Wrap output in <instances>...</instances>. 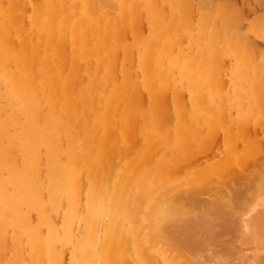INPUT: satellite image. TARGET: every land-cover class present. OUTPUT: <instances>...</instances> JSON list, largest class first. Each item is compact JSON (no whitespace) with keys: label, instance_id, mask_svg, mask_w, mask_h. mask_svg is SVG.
I'll use <instances>...</instances> for the list:
<instances>
[{"label":"bare ground","instance_id":"1","mask_svg":"<svg viewBox=\"0 0 264 264\" xmlns=\"http://www.w3.org/2000/svg\"><path fill=\"white\" fill-rule=\"evenodd\" d=\"M233 6L0 0V264L25 263L26 251L28 264H264V161L237 168L233 183L215 171L212 185L206 171L173 172L209 147L214 130L228 137L229 124L264 119V46L254 43L264 21L255 16L246 30ZM183 92L190 111L178 109ZM140 135L147 147L120 170L136 142L129 137ZM52 212L68 226L53 225Z\"/></svg>","mask_w":264,"mask_h":264},{"label":"rangeland","instance_id":"2","mask_svg":"<svg viewBox=\"0 0 264 264\" xmlns=\"http://www.w3.org/2000/svg\"><path fill=\"white\" fill-rule=\"evenodd\" d=\"M223 3L225 4V3H227V4H229L230 6H232V5H235V6H233L234 8H236L237 9V7H238V9L237 10H239L240 11V21L242 22V26H243V28L244 29H246V30H248V24H250V23H253V20L255 21V16H256V18H257V16L259 17V18H257V20L259 19H261V21H264V0H223ZM242 12V13H241ZM204 18H206V17H204ZM207 19V18H206ZM253 19V20H252ZM258 20V21H259ZM263 41V42H262ZM256 42V45L257 46H261V47H263L264 46V40L262 39V38H257V39H255V41H254V43ZM262 49V48H261ZM260 49V50H261ZM121 60V61H120ZM120 61V62H119ZM118 65H117V68H118V71H119V69H120V67H121V65H122V62H123V59H122V56L118 59ZM227 62V61H226ZM120 64V65H119ZM231 64V61H228V63H225V66H224V68H223V71L221 72V77L223 76V78H224V76H231V74H232V72L235 70V64L232 62V64ZM228 65H230V66H228ZM227 66H228V68L230 67V68H232V69H229V70H227ZM227 71H230V72H227V73H230L229 75H227V74H225ZM230 76L228 77V80H227V78L225 79L224 78V80H227V81H229V78H230ZM224 80H220L221 81V84H223L222 86H227L228 84H226L227 83V81H224ZM140 92H142L141 94H143V95H141V94H139ZM185 92H183L180 96H179V98H180V100L179 101H182L183 103H184V101L187 103V105H186V103L185 104H181V102H180V106H179V108H178V106H176V105H174L173 104V100H172V97H170V95H169V93H168V104H170V106H166V104H167V102H165V106L167 107H165V111H166V113H168L167 114V124H169V125H174L175 123L174 122H176V118L177 117H175L176 116V112H175V109H180V108H182L183 107V109L185 108V107H187L188 109H186V111H190L191 110V107H190V101H189V95H188V93L186 92L185 93V97H184V94ZM145 94H146V96H145ZM138 96L139 95H141V97L139 98V100L143 103V104H148V102L147 101H149V96H148V94H147V92L145 91V90H143V89H141L139 92H138V94H137ZM183 95V96H182ZM181 96H182V98H181ZM146 97V98H145ZM141 98H143V100L141 99ZM165 99H166V97H165ZM164 99V100H165ZM166 100V101H167ZM143 101H146V102H143ZM187 101H189V102H187ZM173 106H172V105ZM173 108H172V107ZM175 106H176V108H175ZM185 106V107H184ZM171 108L173 109V111L171 110ZM168 109H170L171 110V112H167V110ZM184 109V110H185ZM169 110V111H170ZM177 111V110H176ZM171 113H173V114H171ZM232 114H231V116L232 117H235V112H231ZM234 115V116H233ZM117 117H119L117 120H119L120 119V113H119V115L117 116ZM173 117V118H172ZM175 119V120H174ZM264 119H260L257 123H256V125H255V123H252L251 124V126H250V124H248V126H247V124H244V127L246 128V126H247V128H248V131L243 127V124H233L234 126L233 127H231L232 126V124H229V126H228V131L232 134L233 132H232V130L233 131H235V133H233V135H231V134H228V137H229V139H228V137L227 136H225V135H227V134H221L220 132H222L221 130H219V132H217L218 130H214L213 131V133H211L210 134V136L211 137H209V144H211L212 142H213V139L212 138H214V143H212L211 145H209L208 144V146L209 147H205V148H201L197 153H194V154H192V156L190 155V156H187V157H185L183 160H181L180 162H184V163H180L179 162V165L178 166H176V167H174V169H173V172H174V170L175 169H180V168H182V166H184L183 168H182V171H180V170H178V171H180L181 172V174L182 175H189V174H196V171H197V173L201 176V173H202V175H203V173L206 171V173H204V175L202 176V178H203V182H206V183H208L209 184V181H211V180H216L217 178H223V176H224V178L223 179H225L226 177H229L228 178V182H230V183H233V181H232V177H234V174H235V176H236V174L240 171V169H241V171H244V169L246 168V166L247 167H249L250 168V166L249 165H252V167H255L256 165H259L260 164V162H263L264 161V129H262V126H263V128H264V125H263V121ZM261 121H262V123H261ZM173 124H172V123ZM118 124H117V130L118 131H120L121 130V126H120V123H119V121L117 122ZM255 125V126H252V125ZM260 124V125H259ZM258 125V126H257ZM79 126H81V127H79V130H83V125L82 124H79ZM234 127H236V128H234ZM241 127V128H240ZM252 127L253 129L251 130L252 132H253V134H254V137H255V140L256 141H253L254 140V137H253V134H252V132L250 131V128ZM258 127V128H257ZM258 130H257V129ZM261 128V129H260ZM245 129V132H243V130ZM256 131H255V130ZM217 133H216V132ZM246 131H247V134H248V136L250 135L251 137H250V139L247 137V134H246V136L245 135H243L244 133H246ZM263 131V132H262ZM151 132H152V130H151ZM229 132H227V133H229ZM220 133V134H219ZM223 133V132H222ZM135 134V133H134ZM217 134V135H216ZM236 134V135H235ZM239 135V136H238ZM255 135H257V136H255ZM135 136H138V135H135ZM145 136V135H144ZM144 136L143 135H140V137L142 138H144ZM209 136V135H208ZM230 136H232L233 137V139L232 138H230ZM245 136V137H244ZM140 137H134L133 136V138H137L136 140L135 139H133L132 137L130 138L129 137V142L130 141H136L134 144H133V142H132V144L130 145V147H134V149L132 150V152L131 153H129V154H126V155H124L123 156V158H122V160L124 161H122V167H120L119 169L120 170H124L125 169V167H126V163H129V162H132V161H134V160H137V158H138V156H137V152H139L140 151V149H143V148H145V147H147V144L145 145L144 143H143V141H144V139L142 140ZM146 137V136H145ZM242 137H244V138H242ZM119 138V139H118ZM121 138H122V136H120V137H117V139H118V141H117V139H116V141L114 142V144L115 143H117V145H116V147H118V146H120L121 147V149H122V146H123V141L121 140ZM139 138H140V140H139ZM224 138V139H223ZM235 138H236V141H235ZM238 138H240L239 140H237ZM245 138H248L247 140L249 141H247ZM210 139H212V141L210 140ZM228 139V140H227ZM232 139V140H231ZM243 139H245L244 141H246V143L243 141ZM258 139H260L259 140V142H257L258 141ZM142 140V141H141ZM229 140H231L230 142H229ZM252 140V141H251ZM139 141V142H138ZM242 141V142H241ZM127 142H128V140H127ZM142 142V143H141ZM154 142V141H153ZM153 142H151V143H153ZM227 142V143H226ZM236 142V143H235ZM238 142H240V143H238ZM243 142H244V144H243ZM248 142V143H247ZM140 143H141V145H140ZM231 144V146H230V144ZM253 143V144H252ZM256 143H257V145H256ZM260 143V144H259ZM174 144H177V142L176 143H174ZM227 144H229V146L227 145ZM235 144V145H234ZM240 144V145H239ZM242 144V145H241ZM255 145V147L256 146H258L259 148H255L254 149V151H252V149H249L250 148V146H252V145ZM140 145V146H139ZM237 145H238V148H236L237 147ZM260 145V146H259ZM139 146V147H138ZM227 146H228V148H227ZM233 146V147H232ZM113 147H114V145H113ZM112 148V149H114L115 151H119V153H118V151L117 152H115V153H118V154H121L120 153V151H122L121 149H120V147H119V149L118 148ZM231 147V148H230ZM249 147V148H248ZM253 148H254V146H252ZM210 148V149H209ZM224 148L226 149V150H224ZM235 148V149H234ZM249 150H247V149ZM136 149V150H135ZM202 149H204V150H202ZM208 151H207V150ZM248 152H251V154H247V151ZM257 149H258V151H257ZM230 150V151H229ZM245 150V151H244ZM251 150V151H250ZM133 151H134V154H132L133 153ZM223 151V152H222ZM166 151H163L162 152V154L163 153H165ZM245 153V154H247L248 156L249 155H251V156H247V155H245V154H242L241 155V153ZM254 152H255V154H254ZM136 153V154H135ZM199 153H201V154H199ZM128 155H129V157H128ZM153 156H149V157H152V159H154V160H152V162H154V164L156 163V159L158 160V158H160L161 157V153H159L158 154V152L157 153H153L152 154ZM231 155V157H232V159H230V158H228V159H230V160H228L226 157H229ZM238 155H241V156H239L240 157V159H239V157H237V160H235L236 159V156H238ZM254 155V156H253ZM126 156H127V158L128 159H124V158H126ZM132 156V157H131ZM133 156H134V158H133ZM168 156H170V153H168ZM226 156V157H225ZM243 156V157H242ZM246 156L248 157V158H246ZM191 157V158H190ZM242 157V158H241ZM245 157V159H243ZM130 158H131V160H130ZM224 158V159H223ZM226 158V159H225ZM235 158V159H234ZM149 159V158H148ZM193 159V160H192ZM223 159V160H222ZM238 159H239V161H238ZM248 159V160H247ZM18 160H20V159H18ZM219 160H221L220 161V163H217V162H219ZM233 160H234V163H233ZM240 160H242V161H240ZM187 161H189V162H187ZM190 161L192 162V165H190L191 167L190 168H192V169H190V170H188L189 169V165H188V163L189 164H191L190 163ZM230 161V162H229ZM236 161L237 162H239V165H238V163L236 164ZM158 162V161H157ZM186 162V163H185ZM240 162H242V163H240ZM216 163V164H215ZM221 163H222V165H221ZM244 163V164H243ZM248 163V164H247ZM185 164H186V166H185ZM218 164V165H217ZM225 164V165H224ZM229 164V165H228ZM233 164V165H232ZM247 164V165H246ZM181 165V166H180ZM195 167H194V166ZM215 165V166H214ZM220 165V166H219ZM241 165V166H240ZM242 165H244L243 167H242ZM253 165H255V166H253ZM215 168H214V167ZM222 166V167H221ZM229 166V167H228ZM179 167V168H178ZM187 169H186V168ZM209 167V168H208ZM212 167V168H211ZM218 167H219V169H218ZM251 167V168H252ZM206 168H208V169H206ZM214 168V169H213ZM231 169V170H228V169ZM237 168H239V169H237ZM248 168V170H250ZM197 169V170H196ZM205 169V170H204ZM210 169H212V171L210 170ZM216 169V170H215ZM239 170L238 172H237V170ZM177 170L175 171V172H177ZM187 170V171H186ZM202 172H201V171ZM208 170V171H207ZM185 171V172H184ZM216 172L215 174L213 173V172ZM220 171V172H219ZM224 171V172H223ZM231 173H230V172ZM245 171H246V169H245ZM184 172V173H183ZM208 172H211L210 174H208ZM237 172V173H236ZM228 173V174H227ZM239 173H241V172H239ZM238 173V174H239ZM198 174L196 175L197 177H199L198 176ZM224 174H227L226 176L224 175ZM212 175H215L214 177H217L216 179H214L213 178V176ZM175 176V175H174ZM210 176V177H209ZM176 177V176H175ZM178 177V176H177ZM207 179H205V178ZM201 178V179H202ZM231 178V179H230ZM236 178V177H235ZM234 178V179H235ZM208 179H209V181H208ZM231 181H230V180ZM218 180V179H217ZM227 180V179H226ZM222 181V180H221ZM225 181V180H224ZM216 182V181H215ZM215 182H212L211 181V185H212V183H215ZM218 182H219V180H218ZM225 182H227V181H225ZM205 183V184H206ZM215 184H217V182L215 183ZM82 186H84V188L82 187ZM208 186V185H207ZM210 186V185H209ZM81 188V190L82 191H80V192H82V194H80V196H79V198H81V200L80 201H82V202H84V200H85V197H86V194H87V188H88V186H87V184L85 185V184H82L81 186H80ZM86 187V188H85ZM84 189V190H83ZM82 196V197H81ZM83 199V200H82ZM60 211V210H59ZM53 214L51 215V213H49L50 214V219H51V221H52V224L54 223V224H56V226H57V223L56 222H58V224L61 226L62 225V223L65 221V220H62V217H63V215H61L62 213H60V212H52ZM56 214V219L55 220H53L52 219V216H55V214ZM58 214H60V215H58ZM33 215H34V217H33ZM36 215L34 214V213H32L31 214V219H33V221L34 220H36L37 219V216L35 217ZM60 216H62L61 218H60ZM59 217V218H58ZM53 218H55V217H53ZM60 219V220H59ZM63 219H64V217H63ZM55 221V222H54ZM53 224V225H54ZM67 223H66V221L63 223V225H62V227H67L68 226V224L66 225ZM75 228V231L77 230V232H78V229H76V227H73V229ZM81 230V229H80ZM198 233H196V235H203V232H201L200 230H198L197 231ZM10 234V235H9ZM199 235V236H200ZM225 238V237H228V235H225V234H221L218 238H220V239H222V238ZM217 238V239H218ZM11 239V231L10 230H8V243H4V246L6 247H8V249L11 251V249H10V244H12V239ZM23 242H24V240H23ZM5 244H7V245H5ZM23 246L25 247L26 246V244L25 243H23ZM7 247H6V249H7ZM7 249V250H8ZM8 250V251H9ZM10 251L9 252H7L6 251V255H7V257H9L8 255L10 254ZM9 253V254H8ZM28 252L26 251L24 254L26 255H24L26 258H29V256H28V254H27ZM24 256H23V259L24 260H26L25 261V263H23V264H28L29 263V259H25L24 258ZM67 258V257H66ZM28 260V261H27ZM66 260H68V259H66ZM67 262V261H66ZM207 262V261H206ZM1 263V262H0ZM212 263V262H211ZM211 263H209V262H207V264H211ZM213 264V263H212Z\"/></svg>","mask_w":264,"mask_h":264}]
</instances>
